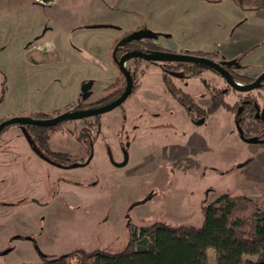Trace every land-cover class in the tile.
Segmentation results:
<instances>
[{
	"label": "rangeland",
	"instance_id": "obj_1",
	"mask_svg": "<svg viewBox=\"0 0 264 264\" xmlns=\"http://www.w3.org/2000/svg\"><path fill=\"white\" fill-rule=\"evenodd\" d=\"M141 25L148 30H138L158 33L164 51L204 50L216 60L219 46L244 54L253 47L256 52L243 58L248 69L240 72L264 69V0H0V122L114 101L106 88L124 76L114 50L120 57L125 35ZM234 26L235 41L229 37ZM34 31L36 38L30 37ZM247 32L257 35L249 39L254 41L242 39ZM30 41L40 42L41 50ZM165 63L128 60L138 88L121 105L48 126L49 145L71 154L77 166L45 162L35 169L41 179L34 180L32 172L20 170L25 165L0 160V264L36 263L42 254L58 257L76 249L118 252L130 240L129 223L138 234L156 221L200 226L204 204L224 193L245 194L264 209V144L240 139L227 107L210 113L218 89L228 88L226 80L207 68L188 74L194 62ZM163 77L205 113L189 114ZM245 94L230 89L224 102L234 104ZM190 115L207 117L197 123ZM17 140L24 138L9 144ZM208 256L216 264L215 249Z\"/></svg>",
	"mask_w": 264,
	"mask_h": 264
},
{
	"label": "trees",
	"instance_id": "obj_2",
	"mask_svg": "<svg viewBox=\"0 0 264 264\" xmlns=\"http://www.w3.org/2000/svg\"><path fill=\"white\" fill-rule=\"evenodd\" d=\"M42 1L48 3L53 0ZM129 35H125V52L129 50L144 51L143 46L149 48L150 51L161 50L153 42L129 39ZM118 42L116 41L115 45ZM194 54L210 57L205 53ZM116 57L117 49L114 50L115 62ZM132 59L138 61L139 58ZM174 63L185 65L182 62H167L165 64ZM226 65L224 64V66ZM191 67H188V74L191 73V75L200 74V68L215 71L198 63H194V70ZM132 77L134 81L133 74ZM241 78L250 80L244 75H240ZM163 80L167 91L187 109L190 105L189 101H191L189 95L182 94L181 90L173 87L166 77H163ZM2 83H5V79ZM136 87L134 84L131 94L135 92ZM125 88L126 78L122 76L120 80L109 85L106 89L112 91L111 94L120 96ZM221 94L222 91L219 90L214 95V101L209 107L210 113L216 112L221 106L226 107L224 95L221 96ZM89 105L80 103L74 107H67L66 110L86 108ZM190 107H196V104ZM198 112L200 114L205 113L202 109ZM30 117L47 118L49 115L37 111L30 114ZM42 128L48 129V126ZM82 135L83 133L78 134L77 138L80 141L83 140ZM58 158L65 161L70 160L66 153L61 152H58ZM203 214V223L200 226H174L166 222L156 221L151 225L142 227L139 234L129 223L130 240L126 247L118 252H111L102 248L76 249L66 255L45 257L40 262H24L22 264H210L209 248L216 251V264H264V209L252 198L245 194L224 193L210 203H205ZM253 256L256 258L251 259L250 257Z\"/></svg>",
	"mask_w": 264,
	"mask_h": 264
},
{
	"label": "flooded vegetation",
	"instance_id": "obj_3",
	"mask_svg": "<svg viewBox=\"0 0 264 264\" xmlns=\"http://www.w3.org/2000/svg\"><path fill=\"white\" fill-rule=\"evenodd\" d=\"M136 64L137 63H135V65ZM225 67H227L226 69L230 72L233 79L236 80V82H241L242 84H249L255 81L258 78V76L264 72V69L261 70L256 75H253L247 71L240 72V69H245V70L247 69L241 68V66L237 63L227 64ZM175 73L176 71L172 72V74H175ZM216 73L222 76L221 73L217 71ZM240 75H244L250 78V80H245L242 78L240 79ZM227 85H228L227 86L228 88L225 92H223V90L218 89V91L219 90L222 91L221 96L225 95L226 92H228V90L230 89L236 90L235 88L231 87L228 83ZM255 89L258 90L259 92L256 94L255 93L253 94L252 91ZM236 91H239V90H236ZM240 92L243 93V91H240ZM117 97L119 96L115 94V97L113 100H115ZM97 106L99 105L96 103H91L89 105V107H97ZM182 106L185 108L184 105ZM196 107L189 106L186 110L189 112V114H192V113L198 114L199 113L198 111L203 109L198 103H196ZM226 107L228 108V110L232 111V113L234 114L235 125H236L237 133L240 139H242L244 142L248 144H254V143L264 144V79L261 81L258 87L250 91H246V94L244 96L239 97L235 101L234 104L227 103ZM59 113L60 112L57 111L55 115ZM202 117H207V116L201 115L200 117H197L196 119L192 118L191 116V118L194 121H197L198 119ZM9 126L3 129L0 133V137L6 138V141L0 140V160L5 161L7 159L8 164L9 165L11 164V166H15V164L25 165V170L23 168H21L20 170L24 172H32V174L35 175L34 180L41 179V174L39 175L38 174L39 172H36L35 169L40 170V168L44 165L45 162H49L50 164L52 165L54 164L55 166H58V163H64V162H69L70 164L76 163V160L73 159L71 154L67 153L66 151H60L57 149H53L49 145L50 135L48 133L47 128L44 129L42 128L43 126L35 125V124H25V125L18 124V126L13 127V128ZM21 137H23L24 140H17L16 141L17 143L13 144V146L9 144L10 140L18 139ZM79 142L84 143L85 141L81 140ZM86 149L91 152L93 147L89 145L86 147ZM58 152L66 153L68 155V158H70V160L65 161L61 158H58ZM114 161H115L114 163L115 165H119L121 163V161L119 162H117V160H114ZM27 169H29V171H27ZM17 173H20V172L17 171ZM38 203L45 204L46 201L39 199ZM45 257L47 256L42 254V259Z\"/></svg>",
	"mask_w": 264,
	"mask_h": 264
},
{
	"label": "water",
	"instance_id": "obj_4",
	"mask_svg": "<svg viewBox=\"0 0 264 264\" xmlns=\"http://www.w3.org/2000/svg\"><path fill=\"white\" fill-rule=\"evenodd\" d=\"M154 34L150 31L146 30H138L129 35V39H142L144 37L151 38ZM132 58H141L149 61H162V62H194L198 64H202L208 66L215 71L222 74V76L226 79L227 83L239 91H250L256 87H258L261 81L264 79V72L258 76V78L249 83V84H239L236 80L233 79L230 72L226 69L224 64H231V62H218L210 57L201 56L190 52H172V51H164V50H154V51H142V50H129L124 52L120 57H116L117 65L122 72V74L126 78V88L123 93L117 97L114 101L97 107H88V108H78L73 110H66L61 112L53 117L47 118H33L30 116H14L9 119H5L0 122V133L1 131L9 125L12 124H35L40 126H53L59 124L66 120L73 119H84L87 117L99 115L101 113L110 111L115 107L121 105L132 93L134 81L130 70L126 66V62ZM92 85V82H88L84 85L83 91L85 92V97H88L90 93L88 89ZM205 120L204 117L197 120V123H203ZM127 162V161H126ZM124 162L123 164H125ZM74 166L78 165V163H74Z\"/></svg>",
	"mask_w": 264,
	"mask_h": 264
},
{
	"label": "crops",
	"instance_id": "obj_5",
	"mask_svg": "<svg viewBox=\"0 0 264 264\" xmlns=\"http://www.w3.org/2000/svg\"><path fill=\"white\" fill-rule=\"evenodd\" d=\"M261 1V0H260ZM217 2V1H216ZM259 2H255V1H251V5L252 6H255L256 4H258ZM102 24H99V25H96V26H101ZM96 26H94V27H96ZM143 25H141V26H137V30L140 28V29H147L148 30V27L147 26H144V27H142ZM128 29H125V31L127 32V31H129V30H133V29H131V27H127ZM235 28H236V26H234L233 28H232V32H231V34H230V40H233V41H235L234 40V38H235V35H236V31H235ZM123 30H124V27L122 28ZM150 30V32H152L153 34H154V36L153 37H151V38H148L149 40H151V42H153L154 44H156V45H158L160 42H159V35H158V33H156V32H154V31H152L151 29H149ZM134 31V30H133ZM132 31V32H133ZM35 36H38L37 35V31H34L33 32V34L32 35H30V37H35ZM253 36H257V35H254V34H250L249 32H247V33H244L241 37H242V39H246L247 41V43H250V42H252V41H254V40H249V39H251ZM36 38V37H35ZM30 44H32V48H34V49H38V50H41V48H40V46H41V44H40V42H38V41H36V42H34V41H30ZM219 45V44H218ZM159 46V45H158ZM219 50L217 51L218 52V54H216V61L218 60L219 62H231V64L232 63H237V64H239L240 66H241V68H246V69H248V64L247 63H244L243 61V58H244V55L246 56V54H250V53H254V52H256V49H254L253 47H249L248 48V50L247 51H245V54H244V51H236L235 50V48H233L231 45L230 46H228L225 50L224 49H222V46H219ZM246 50V49H245ZM188 51H190L189 49H182V52H188ZM201 52H204V53H206V51H204V50H200ZM247 52V53H246ZM191 53V52H190ZM251 55V54H250ZM113 61H114V59H113ZM115 62V61H114ZM117 76H119V75H117L116 74V77ZM15 129V128H14Z\"/></svg>",
	"mask_w": 264,
	"mask_h": 264
}]
</instances>
